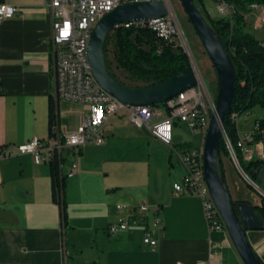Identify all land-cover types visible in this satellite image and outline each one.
Listing matches in <instances>:
<instances>
[{"label": "crops", "instance_id": "obj_1", "mask_svg": "<svg viewBox=\"0 0 264 264\" xmlns=\"http://www.w3.org/2000/svg\"><path fill=\"white\" fill-rule=\"evenodd\" d=\"M48 1L0 0L20 8L0 20V145L48 138L53 123L65 135L89 112L88 104L56 97ZM154 106L157 118L167 114L165 104ZM189 131L176 121L167 145L121 109L104 123V143L75 150L78 170L65 176L62 201L51 162L36 164L30 154L0 160V264H245L228 231L211 230L201 198L174 190L187 173L178 150L203 147ZM250 146L253 158H263L264 144ZM236 167L233 157L222 158L233 200L260 205L261 192ZM145 201L158 208L151 219L161 221L156 249L143 242V225L107 231L121 215L118 204L128 214ZM247 236L264 263V228Z\"/></svg>", "mask_w": 264, "mask_h": 264}, {"label": "built area", "instance_id": "obj_2", "mask_svg": "<svg viewBox=\"0 0 264 264\" xmlns=\"http://www.w3.org/2000/svg\"><path fill=\"white\" fill-rule=\"evenodd\" d=\"M126 1L133 0L48 1L52 17L51 32L56 97L88 104L90 109L75 131L62 135L58 125L53 123L51 135L48 138L34 135L24 143L0 145V160L17 154H30L36 164L56 160L61 178L72 175L78 170V164L73 159L75 150L88 143H104L106 137L104 123L123 108L129 111L134 123L147 127L152 135L167 145L173 143V130L176 121L184 122L194 131H201L204 136L206 135L211 116L216 109V98L209 89L202 71L193 64L191 65L196 74V84L169 98L165 103L168 112L162 118H157L158 110L154 105L123 103L103 88L92 72L88 58V45L94 27L107 12ZM165 1L168 8V13L165 16L130 21L119 26H147L158 37L177 40L182 46H185L184 33L171 0ZM213 1L218 14L224 16L231 14L226 10L227 0ZM19 11L20 8L16 5L0 2V20L13 17ZM232 117L237 122L238 115L232 114ZM258 130L259 121L255 120L253 129L239 136L240 146H243V154H241L243 159L253 157V147L250 145L255 142L254 135ZM222 136L232 158L226 131H222ZM258 142L263 144L262 141ZM178 151L185 163L187 173L181 183L174 184L175 192L198 195L202 200L204 215L211 230H227L205 179L203 147L184 146ZM67 159L71 161L68 160V169L64 171ZM236 168L245 180L249 183L253 181L242 167ZM259 191L264 196V191ZM58 192V199L62 201L61 185L58 187ZM117 207L121 215L117 220L109 223L107 231L116 235L128 230L130 226L143 225L145 228L143 242L156 249L158 240L154 237V230L161 221L159 217L153 220L151 217L157 214L158 208L145 201L137 205L130 213L124 214V206L118 204ZM213 264L234 263L218 262Z\"/></svg>", "mask_w": 264, "mask_h": 264}, {"label": "water", "instance_id": "obj_3", "mask_svg": "<svg viewBox=\"0 0 264 264\" xmlns=\"http://www.w3.org/2000/svg\"><path fill=\"white\" fill-rule=\"evenodd\" d=\"M181 3L212 61L219 82L216 109L211 116L203 144L205 179L243 262L245 264H264L247 236V230L263 228L264 220L249 201L234 203L228 186L218 170L219 140L224 128L225 116L235 97L236 69L225 45L197 7L196 0H181ZM167 13L168 8L165 0L126 1L107 12L94 27L88 45L91 70L102 87L123 103L165 104L169 98L196 84V74L192 65L163 81L141 87H131L121 83L108 70L104 47L107 35L112 30L122 23L149 20L165 16ZM257 173L261 178H264V167H261ZM250 184L263 191L255 181Z\"/></svg>", "mask_w": 264, "mask_h": 264}, {"label": "trees", "instance_id": "obj_4", "mask_svg": "<svg viewBox=\"0 0 264 264\" xmlns=\"http://www.w3.org/2000/svg\"><path fill=\"white\" fill-rule=\"evenodd\" d=\"M205 6L204 0H198ZM232 7L230 15L213 16L209 13L208 23L228 50L236 69V90L234 101L224 119V129L235 147L236 156L241 167L264 191V178L257 171L264 167V158L243 159V147L237 144L239 132L237 122L232 114L238 116L254 107L264 109V38L256 37L247 29L245 14L256 6L264 7V0H227ZM205 17V16H204ZM206 17V18H207ZM112 42L116 67L125 72L128 81L120 78L112 69L108 56V45ZM105 57L109 72L121 83L131 87L152 85L176 74L191 65L187 51L177 40L160 38L147 26H118L106 38ZM160 105V104H155ZM259 130L254 141L264 144V117L257 118ZM229 154L221 134L218 152V170L224 180L220 167V153ZM52 173L57 187L64 184L60 176L58 162L51 161ZM252 188L254 186L251 185ZM237 201H234L236 203ZM255 208L264 220V196ZM264 228V227H263Z\"/></svg>", "mask_w": 264, "mask_h": 264}, {"label": "rangeland", "instance_id": "obj_5", "mask_svg": "<svg viewBox=\"0 0 264 264\" xmlns=\"http://www.w3.org/2000/svg\"><path fill=\"white\" fill-rule=\"evenodd\" d=\"M171 3L176 12L180 27L182 28L184 33L183 36H184L185 46H183V48L187 51L191 64L198 67L202 71L209 89L211 90L213 96L216 98L218 94L219 82H218L217 72L212 64V61L209 58L208 53L206 52V49L200 37L198 36L192 23L190 22L188 15L183 8L181 0H171ZM196 5L203 13L205 18L207 17L206 15L208 14V12L212 13L213 16H217L218 14V12L216 11V4L213 0H207V7L206 5L204 6L198 0H196ZM255 8L253 9V12L251 11L245 14V22L248 26L247 29L250 32H252L256 37L264 38V19L260 18L261 17L260 15H264V7L256 6ZM232 13H233V9H232ZM206 19L208 20V17ZM113 49H114L113 44L112 42H110L108 45V50H109L108 56L112 62L111 67L113 71L120 78L128 81L125 72L118 69V67H116V61L114 58ZM258 109L261 108L254 107L251 111L244 112L238 116L237 126L239 131L243 132L244 130L253 129L254 119L260 117L262 113V112L260 113ZM262 114L264 116V113ZM191 130L193 131V129ZM189 132L191 133L192 136L195 137L196 139L195 143L196 144L198 143L199 145L203 146L205 140L204 133L201 131L197 133H195L194 131L193 133L191 131ZM228 156H230V154H227L224 150L220 153V159H221L220 167H222V158Z\"/></svg>", "mask_w": 264, "mask_h": 264}, {"label": "bare ground", "instance_id": "obj_6", "mask_svg": "<svg viewBox=\"0 0 264 264\" xmlns=\"http://www.w3.org/2000/svg\"><path fill=\"white\" fill-rule=\"evenodd\" d=\"M231 8H232V7H231L228 3H226V10H228L229 12L232 13V9H231ZM120 25H121V24H120ZM223 130L225 131L224 128H223ZM227 137H228V144H230V147H231V154H232V157L236 160L237 167H241L240 162H239V160H238V158H237V156H236L235 147H234L233 143L230 141L228 135H227ZM237 144L240 146V139H238ZM241 147H243V146H241Z\"/></svg>", "mask_w": 264, "mask_h": 264}]
</instances>
